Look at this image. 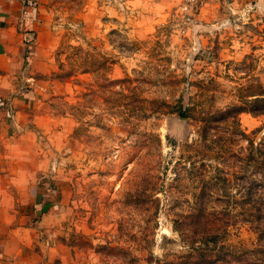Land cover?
Here are the masks:
<instances>
[{
    "label": "rangeland",
    "instance_id": "obj_1",
    "mask_svg": "<svg viewBox=\"0 0 264 264\" xmlns=\"http://www.w3.org/2000/svg\"><path fill=\"white\" fill-rule=\"evenodd\" d=\"M42 16L0 264H264V0Z\"/></svg>",
    "mask_w": 264,
    "mask_h": 264
},
{
    "label": "crops",
    "instance_id": "obj_2",
    "mask_svg": "<svg viewBox=\"0 0 264 264\" xmlns=\"http://www.w3.org/2000/svg\"><path fill=\"white\" fill-rule=\"evenodd\" d=\"M34 1L35 6L30 7L25 0H0V181L6 190L15 187L36 196V187L23 183L15 173L12 156L21 127L15 117L25 106V98L31 96L27 86L31 87L35 56L46 46L42 35L50 30L42 16V8L50 0Z\"/></svg>",
    "mask_w": 264,
    "mask_h": 264
},
{
    "label": "built area",
    "instance_id": "obj_3",
    "mask_svg": "<svg viewBox=\"0 0 264 264\" xmlns=\"http://www.w3.org/2000/svg\"><path fill=\"white\" fill-rule=\"evenodd\" d=\"M25 2L30 7H34L36 4L34 0H25ZM32 51H33L32 46H29L28 53H31Z\"/></svg>",
    "mask_w": 264,
    "mask_h": 264
},
{
    "label": "trees",
    "instance_id": "obj_4",
    "mask_svg": "<svg viewBox=\"0 0 264 264\" xmlns=\"http://www.w3.org/2000/svg\"><path fill=\"white\" fill-rule=\"evenodd\" d=\"M180 114H181V116H183L182 113H180Z\"/></svg>",
    "mask_w": 264,
    "mask_h": 264
}]
</instances>
